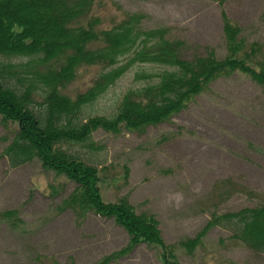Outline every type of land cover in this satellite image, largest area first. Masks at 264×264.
<instances>
[{
  "label": "rangeland",
  "instance_id": "1",
  "mask_svg": "<svg viewBox=\"0 0 264 264\" xmlns=\"http://www.w3.org/2000/svg\"><path fill=\"white\" fill-rule=\"evenodd\" d=\"M223 9L240 26L241 36L261 43L264 51V0H224L222 5L216 0H95L92 5L104 25L125 13L145 14L143 28L166 25L170 38L184 41L185 57L210 48L224 56ZM101 70L100 65L83 67L67 92L74 96L86 90ZM135 70L128 69L86 105L83 116L112 115L122 94L141 83ZM13 137L0 121V211L17 210L21 219L17 225L0 219V264H93L127 243L126 231L111 218L59 210L75 184L56 177L39 160L11 168L1 154ZM92 140L99 148L91 154L76 149L104 168V197L126 195L138 213L153 214L167 243L195 236L213 213L264 201V88L246 75L216 80L170 121L142 133L97 129ZM177 254L180 264H264L263 253L221 226L209 230L192 254ZM116 264L161 262L140 244Z\"/></svg>",
  "mask_w": 264,
  "mask_h": 264
},
{
  "label": "trees",
  "instance_id": "2",
  "mask_svg": "<svg viewBox=\"0 0 264 264\" xmlns=\"http://www.w3.org/2000/svg\"><path fill=\"white\" fill-rule=\"evenodd\" d=\"M94 1L0 0V121L14 131L1 156L11 168L37 159L56 177L73 182L59 210L71 209L78 217L92 211L126 231L127 243L93 264H116L140 244L150 247L161 264H180L178 250L192 254L215 226L264 254V201L235 212L213 213L195 236L167 243L153 214L138 213L126 195L104 197V168L76 149L86 148L85 154L96 151L92 134L97 129L142 133L150 125L170 121L220 78L240 73L264 88L262 44L247 42L223 9L224 56L210 48L185 57L184 41L170 38L166 25L143 28L147 16L142 13H125L104 25L92 13ZM92 65L102 70L86 90L71 96L68 86L83 67ZM132 67L141 83L122 94L115 112L84 117V107ZM49 188L53 195L58 193L52 183ZM0 219L21 223L17 210L0 211Z\"/></svg>",
  "mask_w": 264,
  "mask_h": 264
}]
</instances>
